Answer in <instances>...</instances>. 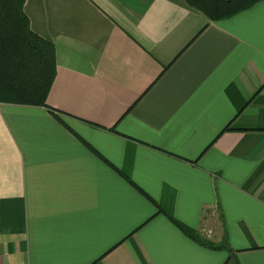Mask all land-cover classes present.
Masks as SVG:
<instances>
[{
	"label": "crops",
	"instance_id": "obj_1",
	"mask_svg": "<svg viewBox=\"0 0 264 264\" xmlns=\"http://www.w3.org/2000/svg\"><path fill=\"white\" fill-rule=\"evenodd\" d=\"M25 11L57 73L48 106L0 101V264H264V0Z\"/></svg>",
	"mask_w": 264,
	"mask_h": 264
},
{
	"label": "trees",
	"instance_id": "obj_2",
	"mask_svg": "<svg viewBox=\"0 0 264 264\" xmlns=\"http://www.w3.org/2000/svg\"><path fill=\"white\" fill-rule=\"evenodd\" d=\"M213 21L245 11L262 0H186ZM26 0H0V101L48 106L57 73L53 42L33 31ZM206 246L220 245L202 238L193 228L175 221Z\"/></svg>",
	"mask_w": 264,
	"mask_h": 264
}]
</instances>
